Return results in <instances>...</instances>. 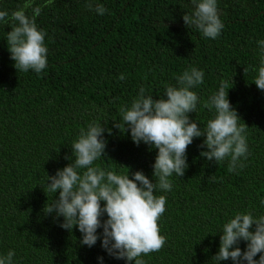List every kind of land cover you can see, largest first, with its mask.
I'll use <instances>...</instances> for the list:
<instances>
[{"label":"trees","instance_id":"16d2710c","mask_svg":"<svg viewBox=\"0 0 264 264\" xmlns=\"http://www.w3.org/2000/svg\"><path fill=\"white\" fill-rule=\"evenodd\" d=\"M24 2L0 0V11L11 14ZM45 2L34 0L33 6ZM89 2L53 0L42 8L36 24L47 33L48 66L40 74L17 72L6 41L11 23L0 22V255L14 250V264H127L109 256L100 240L91 248L81 245L78 228L59 226L63 217L45 215V203L54 198L46 191L47 175L71 162L65 157L72 155V142L96 122L112 134L105 131L106 157L95 163L118 174L127 166L130 178L142 171L152 179L158 150L134 144L130 133L113 127L114 120H121L120 109L131 105L140 87L159 99L177 76L195 67L204 72V83L192 89L199 103L190 119L203 129L215 114L204 103L221 81L229 87L233 81L228 98L239 123L248 126L249 155L242 169L229 172L230 158L219 165L207 161L200 156L207 150L200 147L205 137L194 138L184 176L173 175L172 190L155 193L166 196L158 221L166 243L143 259L217 264L212 257L222 226L238 213L264 215V91L253 83L260 66L257 41L264 40V0H217L224 28L216 39L185 27L182 16L194 12L192 0H91L107 9L103 16L89 10ZM239 247L244 250L246 242Z\"/></svg>","mask_w":264,"mask_h":264},{"label":"clouds","instance_id":"9594fccd","mask_svg":"<svg viewBox=\"0 0 264 264\" xmlns=\"http://www.w3.org/2000/svg\"><path fill=\"white\" fill-rule=\"evenodd\" d=\"M52 3L53 0H46L34 7V0H25L23 6L11 14L0 11V22L11 23L6 41L17 72L32 70L40 74L47 68V33L37 27L36 19L42 8ZM192 5L194 12L182 16L185 27H195L205 38H218L224 24L217 0H192ZM87 7L101 16L107 12L102 4L93 6L91 0ZM28 9L32 11L31 16L26 14ZM257 44L260 66L253 83L264 91V40ZM246 71L244 68V74ZM125 78L123 73L118 77L119 80ZM203 83L204 72L193 67L176 77V85L166 86L159 99L146 96L145 88L140 87L131 105L120 109L121 120H114L113 127L121 133H130L134 144L139 146L143 142L149 151L158 150L152 164V179L142 171L131 173L130 178L127 166H123L126 173L118 174L97 165L96 161L106 157L104 133L111 135V129L96 122L90 123L87 129L82 128L71 144L72 155L65 157L71 162L55 175H47V181L51 182L46 181V191L53 193L54 198L50 204L45 203V215L54 214V219L63 217L59 226L69 232L78 228L81 245L91 248L100 240L109 256L125 260L127 264H146L143 256L159 252L166 243L158 226L166 211V196L155 193L171 191L173 175L184 176L188 168L187 148L194 138L205 137L200 147L207 150L201 151L200 156L207 161L219 165L230 158L229 172L242 169V159L249 155L248 126L239 123L241 118L228 98L233 81L231 87L221 81L218 91L204 103L203 106L209 111L214 109L215 114L203 129L199 121L190 119L189 114L197 112L199 103L192 89ZM57 192L58 198H55ZM260 203L264 206V199ZM105 215L107 218L102 219ZM101 228L103 231L98 234ZM219 233V249L212 257L217 264L227 260L233 264H264V215L238 213ZM241 241L246 242L244 250L239 247ZM14 256L15 251L10 249L6 255H0V264H14Z\"/></svg>","mask_w":264,"mask_h":264}]
</instances>
